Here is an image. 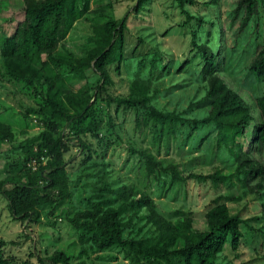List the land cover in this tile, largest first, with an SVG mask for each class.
I'll return each instance as SVG.
<instances>
[{
  "label": "trees",
  "instance_id": "trees-1",
  "mask_svg": "<svg viewBox=\"0 0 264 264\" xmlns=\"http://www.w3.org/2000/svg\"><path fill=\"white\" fill-rule=\"evenodd\" d=\"M8 1L11 0H0V63L3 73L10 80L25 84L34 97L36 87L43 89L38 93L40 103L37 108H27L23 114V118L37 115L42 130L19 148L21 161L17 173L0 179V194L14 221L35 223L39 217L38 209L44 206L54 208L71 197L66 170L71 158L65 159L64 155L73 144L84 153L83 165L91 160L92 154L98 156V149L90 148L91 143L83 139L88 133L91 140H97L100 148L93 108L97 101L107 107L113 106L114 112L132 110L138 135L146 129L149 132V147L155 154L148 149L130 147L128 150L130 155H136L146 177L155 173L167 174L169 186L190 180L212 184L226 180L218 168L207 175L184 174L177 165L168 163L163 167L156 159L160 150L167 153L178 127H183L184 117L183 112L153 106L156 91L150 93L148 80L134 78L128 84L126 95L108 93L111 85L108 68L114 66L117 72L118 65L125 62L124 33L128 14L117 21L91 25V47L83 57L77 58L69 52H59L58 47L74 22L89 11L92 0H15L17 10L14 13L7 10ZM151 1L135 0L130 11L138 14L145 10L142 6ZM212 1L201 4L206 6ZM170 2L185 19L178 27L187 25L190 28L189 45L195 50L193 56L199 60L198 76L204 84V94L195 103L204 109V115L200 119H190L192 128L213 127L217 145L228 144L227 151L236 172L248 177L245 183L247 192L264 198V46L257 48L245 68V75L251 76L255 88L262 90L249 107L241 95L220 78L218 56L209 42L210 34L200 33L197 30L200 19L184 9L196 3L193 0ZM256 7L257 0H238L234 4L233 19L238 15L241 17L233 39L256 16ZM160 60V53L155 52L149 61V74L157 71L156 64L159 70L164 69L166 61L163 60V64ZM189 63V60L181 62L176 72H182ZM188 107H191L190 103ZM251 108L255 117L251 115ZM254 119H257L255 124ZM250 125V142L256 144L257 160L249 157L248 149L240 151V145L235 142ZM64 130L73 133L74 143L65 137ZM14 137L11 128L0 122V146ZM204 140L205 137L201 142ZM97 166L99 169L94 170ZM86 168L90 169L86 176L94 177L91 192L84 200V208L66 218L75 233L80 255L115 248L129 264H218L216 260L226 242L232 252L238 248L242 238L239 226L243 221L229 212L224 197L217 196L211 201L202 214L199 229H195L189 214L176 223L160 216L152 199L135 187L113 189L107 180L104 161H92ZM250 180L257 183L251 186ZM260 208L261 217L253 221L264 218V201L260 202ZM127 212L129 215L124 219ZM131 218L143 220L151 226L152 234L138 239L123 237ZM67 261L68 257L56 251L40 264ZM0 264L28 262L17 263L0 252Z\"/></svg>",
  "mask_w": 264,
  "mask_h": 264
},
{
  "label": "rangeland",
  "instance_id": "rangeland-1",
  "mask_svg": "<svg viewBox=\"0 0 264 264\" xmlns=\"http://www.w3.org/2000/svg\"><path fill=\"white\" fill-rule=\"evenodd\" d=\"M193 1L196 3L193 7L185 6L184 9L200 19L197 27L200 33L210 34L209 42L218 56L216 62L220 78L252 107L253 99L262 90L255 88L251 76L245 75V68L257 48L264 46V0H257L256 16L250 19L234 39L241 16L233 19L232 10L238 0H214L206 6L201 2L209 0ZM170 3V0H152L142 4L145 10L134 14L130 9L135 5V0H92L89 11L74 22L66 38L59 44L58 51L69 52L77 58L83 57L91 47V25L117 21L128 14L127 30L124 33L125 62L118 65L117 72L114 66L108 68L111 80L108 93L126 95L128 84L134 78L148 80L150 93L156 91L153 106L183 112L184 117L183 127H178L167 153L160 150L156 159L161 161L163 167L168 163L177 165L178 170L184 174L207 175L218 168L226 180L217 184L190 180L169 186L167 174L155 173L146 177L136 155H130L128 150L130 147L135 150L148 149L155 154L149 147V132L146 129L142 135H138L133 125L132 110L119 109L114 112L113 106L107 107L99 101L95 102L93 108L101 149L97 147V140H91V136L85 133L83 139L91 143L90 148L99 151L98 156L91 155L88 163L104 161L107 180L113 189L135 187L152 199L160 216L176 223L189 214L195 229H199L202 214L211 201L217 196L224 197L229 212L243 221L239 226L242 238L234 252L226 242L216 262L264 264V218L253 221L261 217L260 202L264 198L247 192L245 183L248 177L236 172V166L227 151L228 144L217 145L213 127L192 128L190 119H200L204 115V109L195 104L204 94V84L198 76L199 60L193 56L195 50L189 45L190 28L187 25L178 27L185 19L179 9ZM8 7L7 10L14 13L17 10L15 0L8 1ZM155 52L160 53V61H166L163 62L165 67L159 70L156 64L157 71L149 74V61ZM185 60L190 63L182 72H176ZM42 91V88L36 87L37 94L34 97V93L25 84L8 79L0 63V122L8 125L15 136L0 146V179L17 173L21 161L19 148L42 130L37 115L23 118L27 108H37L40 103L38 93ZM189 103L191 107H188ZM251 115L255 117L252 108ZM253 123H257V119ZM251 129V125L245 127L235 142L240 145V151L248 149L249 157L257 160L256 144L250 142ZM72 134L64 130L65 137L74 143ZM203 137L205 140L201 142ZM79 151L72 144L64 155L65 159L71 158L66 167L71 197L54 208L44 206L38 209L39 217L35 223L14 221L0 194V252L4 256L17 263L27 261L28 264H40L53 252L60 251L68 257L67 262L60 264H129L115 248L88 253L87 256L79 254L80 247L75 233L66 218L84 208V200L90 194L94 181V177L86 176L90 169H85L88 163H81L84 153ZM249 182L251 186L257 183L256 180ZM262 187L264 189V184ZM49 212L51 214L48 216ZM128 215L129 212L124 219ZM152 232L151 226L143 220L131 218L124 228L123 237L138 239L148 237Z\"/></svg>",
  "mask_w": 264,
  "mask_h": 264
}]
</instances>
